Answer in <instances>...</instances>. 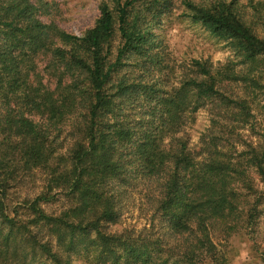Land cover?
Returning <instances> with one entry per match:
<instances>
[{"label":"trees","instance_id":"trees-1","mask_svg":"<svg viewBox=\"0 0 264 264\" xmlns=\"http://www.w3.org/2000/svg\"><path fill=\"white\" fill-rule=\"evenodd\" d=\"M49 5L0 0V264H229L228 241L253 234L264 209L254 113L264 39L234 0H184L182 15L235 59L164 66L154 28L172 0H105L82 36L42 21ZM48 71L53 88L41 76ZM200 110L209 128L194 152L184 128ZM67 121L74 134L62 152L53 133ZM247 128L255 142L239 132ZM126 165L158 183L155 210L176 246L110 232L118 219L110 186L124 181ZM36 173L42 191L15 205L11 192Z\"/></svg>","mask_w":264,"mask_h":264},{"label":"rangeland","instance_id":"rangeland-1","mask_svg":"<svg viewBox=\"0 0 264 264\" xmlns=\"http://www.w3.org/2000/svg\"><path fill=\"white\" fill-rule=\"evenodd\" d=\"M51 6L49 15L43 17L42 21H54L62 30L67 33L82 36L85 31L92 28L99 17L100 5L105 0H43ZM184 0H172V9L162 18L160 25L154 28L157 35V51L163 53V65L174 63L175 66L189 63L191 60H207L213 66L224 64L228 60H234L235 55L228 45L212 37L209 32L199 23L184 17ZM198 6H212L222 1L231 0H190ZM240 14L245 21L252 25L254 32L264 39V5H259L261 0H234ZM40 62V69L44 65ZM173 65V64H172ZM128 70V69H127ZM163 73L154 77L159 79ZM181 68H176L170 84L176 83ZM44 82L53 88L55 81L49 71L41 73ZM167 82V80L165 79ZM140 101V99H139ZM141 102V101H140ZM254 111L256 120L261 122L262 133H264V96L259 97ZM136 106V104H134ZM137 107V106H136ZM131 107H129V110ZM138 116V115H136ZM210 116L206 110H200L193 115V120L185 126L184 132L189 137V148L194 152L200 149V137L209 128ZM61 125H58V127ZM245 138L257 140L249 136L248 128L239 130ZM73 127L69 121L60 127V133L54 132L57 136L56 142L60 150H64L72 143ZM248 140V141H249ZM231 141H236L235 139ZM229 148V147H228ZM242 147L238 146L237 150ZM127 176L124 181H115L110 189L114 193L118 219L115 225L109 230L112 233H131L133 235H152L154 240L163 239V243L176 246L174 239L169 235L166 225L156 212V199L158 197L159 185L157 182L148 181L141 177L133 167L127 166ZM43 189V178L39 173L30 179L22 180L20 186L11 192L12 201L20 203L23 199L33 198ZM54 208V207H53ZM51 207H45L48 212L53 211ZM248 230L243 236H232L225 249L229 251V264H264V209L258 221V228L253 234ZM253 238V239H252ZM256 244H255V242ZM224 244V243H222ZM223 249V248H222ZM40 264H48L40 262ZM72 264H85L79 259L73 260Z\"/></svg>","mask_w":264,"mask_h":264}]
</instances>
